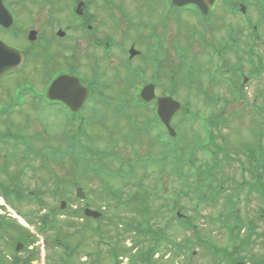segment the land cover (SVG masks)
Listing matches in <instances>:
<instances>
[{"label": "flooded vegetation", "instance_id": "af4514ba", "mask_svg": "<svg viewBox=\"0 0 264 264\" xmlns=\"http://www.w3.org/2000/svg\"><path fill=\"white\" fill-rule=\"evenodd\" d=\"M182 1L188 0H177L178 3ZM1 2L0 33L6 32L2 28L5 26L14 29L25 27L20 18V9L29 20V26H32L28 30H35L37 34L31 44L49 43V47L52 44L47 61L50 65L53 63L51 70L80 77L81 85L88 86L91 91L96 88L92 83H95L97 77H107L106 81L110 82L115 75L150 73V51H145V48L140 51L138 40H133L125 47L128 40V33L127 36L125 33L133 29L145 30L147 24H154L165 17L164 13L169 20L171 18L177 22V55L185 56L186 59L204 55L210 62L201 78L206 83L202 85L207 90L212 89L215 67L222 68L226 73L224 77L238 74L245 84L248 83L244 77L246 71L264 72L261 60L264 55V0H200V7L205 13L196 4L174 7L170 0ZM35 12L38 14H34ZM204 26L207 31L205 44L198 41L197 35H193V30L197 33ZM225 30H228L227 37L221 35ZM130 36L133 37L132 34ZM9 37L12 41H27L26 38H16L15 33H11ZM0 39L5 40L2 36ZM119 42H122L120 47ZM85 43L87 46L82 47ZM56 45L58 51L55 49ZM34 50L33 45L27 47L28 53ZM43 70L41 68V72ZM191 72V68H183L179 73ZM229 81L227 80V85H230ZM233 81L232 84H237L239 79ZM23 155L25 154L21 149L16 152V147L15 150L13 147H0V201L6 206L0 205V264H37L33 246L37 242L34 237L37 234H30V227L18 222L19 217L30 222L34 228L37 226L35 229L41 234L45 232L49 236L53 232L51 211L42 212L40 224L37 221L41 213L28 216L20 212L22 202H32L36 208L33 203L38 198L35 191L28 189L26 185L32 181L30 177L39 175L35 171L38 166L23 163ZM20 191L26 194L22 199L18 196ZM44 198L51 200L49 193L45 195L43 192L39 198L40 204L45 202Z\"/></svg>", "mask_w": 264, "mask_h": 264}, {"label": "rangeland", "instance_id": "374dc122", "mask_svg": "<svg viewBox=\"0 0 264 264\" xmlns=\"http://www.w3.org/2000/svg\"><path fill=\"white\" fill-rule=\"evenodd\" d=\"M18 12V11H17ZM19 13H20V18L22 22V25H24L25 27H23L21 30H28L29 28H31L32 26H29L28 24V19L26 18V16L24 15L23 11H21L19 9ZM34 14H38V12H35ZM35 26L36 23L34 24ZM33 25V26H34ZM29 26V27H28ZM39 27V26H37ZM35 28V27H34ZM176 34H174L172 32V36H168V39L166 38L164 42L167 41V45L169 47H166L169 49V53L174 56L177 54L175 53V48H177V45H175L174 39L177 35V29H175ZM167 36V35H166ZM14 44H17L21 47H26L27 44H22L20 43L19 40L17 41H12ZM39 45V44H38ZM87 46V44L85 43L82 47ZM56 51H58V45L55 46ZM129 49V47L127 48V50ZM198 51V50H197ZM174 56V57H176ZM123 57V56H122ZM164 56L162 55V57H158V60L160 61V66L163 67V65L165 64L164 61ZM30 60L27 61V65L25 66V69L27 68V71L25 73L24 76H19L18 77H13L10 79H7L5 81L4 84V88L1 89V94L5 92L6 89L8 88H12L15 84L16 81H18V79L22 80L23 82H30V83H35L37 85L38 83V88L41 89L42 85L44 84L45 81H47V79L51 76H55L56 74H58V70L56 71H52L50 67L53 66L49 64V62L46 64L43 62L42 59H40L38 61L39 64L36 65V69L37 67L40 68H46L45 69V73H44V77L43 79L40 78L39 79V75L37 76V72L33 73V65L29 64ZM173 58H171L170 60H168L165 64V66L168 65V67H170L171 64H173ZM40 64H43L42 66ZM33 68V69H31ZM57 68V67H56ZM164 71H166V68H164ZM52 77V78H53ZM264 78V77H262ZM113 79V78H112ZM264 80V79H263ZM169 81L162 83L161 85L166 87ZM249 85H251L253 88V90H251L250 92H247V99L248 101L252 102L253 98L256 95V91H257V84L255 85L253 82H251ZM264 85V82L261 84V87ZM97 89H99L101 86L98 85H94ZM228 91H226L225 89L221 91V95H224L226 101L228 102L226 105V109L223 108V105H218L217 107H203V109L201 111L202 115H206V111L208 110L209 112H215V113H222L224 116H226V118L228 119L227 122L229 123V126H226L225 128H222L219 130L220 133H222L223 135H225V139L224 141H221V139L218 138V140L216 141V143L220 144L222 147H224L227 151H229L231 153V156H238L239 158L242 159V155H241V144L242 143H249L251 142V134L249 132V126L247 125V122H250L252 119H257V120H261L262 117L259 113H256L253 108H244V104H240L237 103L232 100V98L227 94ZM108 94L114 93L112 90L107 91ZM177 98L181 101V103L183 104V102H187L188 103V94H186L185 89L183 88L182 90L180 89V91L177 93ZM198 100L194 99L192 101H190V105L191 107L194 109H198L199 106L197 105ZM60 114H57V113ZM242 114V119L241 120H236L233 119V115L232 114ZM51 114L52 116H48ZM182 115H178L177 116V121L179 120V118ZM69 118V115L64 112L61 109H56L53 111H49V112H44V110L42 109V106L40 104H33L31 106V109L27 115V119L25 121V125H24V130L25 133H28L30 130L29 135L32 134H38L40 133L42 135L43 138H47L48 134L44 131V125L41 126V124H45L46 128L50 131V133H55L58 134L59 131L62 129V124L64 122V120L67 121V119ZM175 119V120H176ZM175 120H174V124H175ZM59 122V125H58ZM113 122H115V120H113ZM119 125V131L116 133L117 137H120V135L123 132V127H124V122L120 121L117 122ZM36 124V125H35ZM48 125V126H47ZM105 125L107 126L106 131L104 130V128L102 127V131L100 132L101 137H105L107 135V133H109L112 130V124L110 122H105ZM34 127V128H33ZM198 127L201 128V125L197 124H186V123H182L179 126V132L181 134V138L178 141L179 145H183L185 148H187L189 146L188 140L192 139L193 136L195 137L196 135H198V139L200 142L202 143H206L207 144V136H206V132L205 131H201L198 129ZM33 128V129H32ZM97 130V129H94ZM48 131V132H49ZM189 133V134H187ZM188 136H187V135ZM193 134V135H192ZM24 137V136H22ZM140 141H138V143L135 144V148L137 149V146L139 144ZM143 142V141H142ZM144 145L141 147L143 150L146 151V155H150V153L148 152L151 151L153 152L155 150V147L150 145L149 139L144 140ZM149 143V144H148ZM262 145L264 146V138L262 141ZM148 149V150H147ZM121 153L123 155H127V156H132V153L130 151H127L126 149H122ZM221 157V156H220ZM206 161H210V155L208 152H205L203 150H199L197 152L196 155V159H195V164H202ZM36 165H38V163L35 161L33 162ZM4 168V167H3ZM58 170V168L56 169ZM61 172V170H60ZM163 176V181H164V188H162V190H159L157 195L158 197L156 198V205L157 207H159L161 205V203H163L164 199H168V198H172L173 196L171 195V192H174L175 189H177V192L180 190V182L178 183L177 180H172L171 178H169L165 172L162 173ZM217 178H224V180L226 181V186L231 185V186H235V183H238V181L240 180V167L238 165L237 162L231 161L228 163H224L223 166V171H221V173H218ZM228 176H232L235 180V183H231L230 180H228ZM152 178V177H151ZM151 178H149V180H147L145 182L146 186H150L151 187ZM247 178L249 179V177L247 176ZM29 179H32L31 182L27 183V188L30 190H44L45 188L47 189H51L53 185L48 184L46 185V181L47 178L45 176H37L34 175L32 177H30ZM220 180V179H218ZM29 186V187H28ZM228 189V188H227ZM232 190V188H230ZM41 192V191H38ZM71 196H74V191H72L70 193ZM253 198V197H252ZM43 203L41 204H37L36 208L32 205V202L29 204V202H22V204H20V212L23 213V215H33V214H40V216L43 214L42 212H46V211H53V209L58 206L60 204V201H57L56 198L55 199H51L48 200L46 198H44ZM184 202H186L185 205H187V201L183 200ZM35 203V202H34ZM33 203V204H34ZM0 205L3 207H6L4 205V203L2 201H0ZM99 205V204H98ZM95 205V208L96 206ZM184 205V203H183ZM72 206L76 207L77 209L81 208V204L78 202H74L72 204ZM241 209L243 212V216H248L249 218H251L253 221L256 222L257 226L259 225V229L258 231L263 233L264 230V217L259 218V213H258V209L262 208L264 206V203H262L261 201L257 200L256 198H253L252 200H250V202L241 204ZM189 207V206H188ZM98 209H102L106 215L109 217L111 215V211L107 209H104L101 207H97ZM8 210V209H7ZM6 210V211H7ZM191 209L187 208V211H190ZM248 210V211H246ZM9 211V210H8ZM7 211V212H8ZM211 212L210 215H212V217H216L215 216V210H202V212ZM12 212V211H9ZM159 218H161V215H158ZM167 217V215H163V218ZM20 219H18V222H20L22 225L26 226V227H30L31 232L30 234L36 233L37 237L34 236L37 239V242H35L33 244L34 246V250H35V261H37V264H60L62 261L61 255H62V251L60 249H58V247L55 245V243H53V238L54 236H56L57 234H59V236L62 239H67L66 241L70 244V250H72L73 246L77 245L78 242H80V248L79 250H75L72 254H70V258L65 257L64 261H69L70 264H94L96 261V258H94L93 260H89L86 259L85 260V253H89L90 251L96 253V255L99 257V260H104L107 258V249L102 246V245H96V246H92L91 244H95V239L94 236L92 237V235L88 232H81L79 225H81L82 221L81 220H76V219H69V223L70 224H74V227H70V230L67 232H56L53 235L48 236L47 234H41L38 232L37 229H35L37 226H35V228L33 226H31L32 224L30 222H25L21 217H19ZM65 219H62V221ZM40 221V220H39ZM173 222V221H171ZM161 224H166L165 221L163 220V222H160ZM197 223L199 224V226L201 227L200 229V236L205 238V240H207L208 243H213L216 244L218 247L220 248H229V242H228V237L227 234L224 232V230L221 228H218L217 224L215 223H211L204 219H198ZM105 224L103 225V229H105V235L107 238H112V240L117 244L120 245L122 247H124V245L126 244V246H128L129 242H131L132 240L131 237H129L128 235L124 234L120 228H118V226L113 222L108 224L107 221L102 223ZM174 223H168V228H169V232L170 229H175L176 227H174V225H171ZM215 224L216 227L213 225ZM170 226V227H169ZM172 230V231H173ZM177 233V234H176ZM34 235V234H33ZM180 235V234H179ZM178 235V231L177 229H175V235L172 236V240L177 242V239L179 238ZM183 237H188L189 239H192V235L189 234H184L179 238V240L181 241ZM119 246V247H120ZM194 249H196L194 247ZM204 249L200 248L199 250L196 249V254L193 257V260L191 261V264H214V262L211 261L210 257H208L207 253L203 251ZM163 249L159 250L158 253V263L159 264H180L181 263V259H177L173 258L171 254H166L164 256L163 259H160L161 253L163 252ZM253 252L254 254H256L257 258L261 261L264 262V235H261V237H258L255 239V244L253 246ZM93 259V258H92ZM104 264L105 261H102ZM216 264V263H215Z\"/></svg>", "mask_w": 264, "mask_h": 264}, {"label": "water", "instance_id": "95a60500", "mask_svg": "<svg viewBox=\"0 0 264 264\" xmlns=\"http://www.w3.org/2000/svg\"><path fill=\"white\" fill-rule=\"evenodd\" d=\"M22 62L23 56L21 53L8 47H1L0 77L6 72L20 67ZM83 95L85 96V92L79 88L77 83H73V80L69 79L68 77H60L54 81L49 88L48 94L49 98L67 102L72 108V104L78 106L80 101L83 102ZM159 106L160 110H162L163 107H165V109L174 108L173 110L177 108V105L168 98L159 100Z\"/></svg>", "mask_w": 264, "mask_h": 264}, {"label": "trees", "instance_id": "16d2710c", "mask_svg": "<svg viewBox=\"0 0 264 264\" xmlns=\"http://www.w3.org/2000/svg\"><path fill=\"white\" fill-rule=\"evenodd\" d=\"M84 133L86 134L85 130H76V135L72 138L70 144H71V148H73L74 151H78L80 153V151L82 150V142L80 140V138L82 139L81 136L84 135ZM80 136V138L78 137ZM171 162H173V164L175 166H177V159H172Z\"/></svg>", "mask_w": 264, "mask_h": 264}]
</instances>
